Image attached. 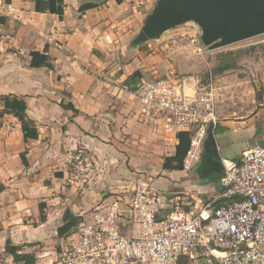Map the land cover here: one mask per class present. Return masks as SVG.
Here are the masks:
<instances>
[{
  "label": "crops",
  "instance_id": "crops-1",
  "mask_svg": "<svg viewBox=\"0 0 264 264\" xmlns=\"http://www.w3.org/2000/svg\"><path fill=\"white\" fill-rule=\"evenodd\" d=\"M132 1L64 0L59 20L36 13L35 0H0V96L22 98L37 133L25 141L14 116L0 118V264H24L8 249L32 264L53 260L75 225L64 235L60 229L76 224L107 192L126 197L138 181L166 196L161 217L175 205L186 208L221 194L220 173L209 196L192 180L195 164L189 170H162V159L174 155L182 131L137 115L129 78L155 68L139 70L141 56L132 45L152 5L146 14H134ZM86 3L96 7L80 13ZM33 52L47 56L51 69L30 67ZM211 132L221 163L237 161L244 150L264 146V107L241 120H218ZM228 143L235 144L230 153ZM79 149L89 152L94 164L83 192L68 185ZM179 264L192 263L184 257Z\"/></svg>",
  "mask_w": 264,
  "mask_h": 264
},
{
  "label": "built area",
  "instance_id": "built-area-1",
  "mask_svg": "<svg viewBox=\"0 0 264 264\" xmlns=\"http://www.w3.org/2000/svg\"><path fill=\"white\" fill-rule=\"evenodd\" d=\"M130 88L142 121L189 133L183 162L189 170L218 123L212 94L188 89L174 71L156 69ZM221 165V194L186 208L175 205L164 217L167 198L147 181L132 184L127 200L107 192L90 212L78 216L54 259L43 264H179L184 257L192 264H264V146ZM93 170L89 152L79 149L68 185L83 192ZM220 199L225 202L217 204Z\"/></svg>",
  "mask_w": 264,
  "mask_h": 264
},
{
  "label": "rangeland",
  "instance_id": "rangeland-1",
  "mask_svg": "<svg viewBox=\"0 0 264 264\" xmlns=\"http://www.w3.org/2000/svg\"><path fill=\"white\" fill-rule=\"evenodd\" d=\"M154 0H134V14H146ZM201 31L196 24L186 23L164 33L153 41L139 45L137 68L143 72L155 68L160 72L174 71L188 84V89L199 87L212 94L218 120H241L251 117L264 107V35L257 36L214 51H208L200 40ZM230 59L234 68L215 74L224 60ZM262 104V105H261ZM261 105V106H260ZM227 152L235 144L228 143ZM202 152V150H201ZM198 158L192 162L198 164ZM230 153V152H229ZM164 158L162 159L163 162ZM155 161V170L159 169ZM159 177L158 173L154 175ZM199 189L208 191L214 184L211 177L192 176ZM203 199V197L201 198Z\"/></svg>",
  "mask_w": 264,
  "mask_h": 264
},
{
  "label": "water",
  "instance_id": "water-1",
  "mask_svg": "<svg viewBox=\"0 0 264 264\" xmlns=\"http://www.w3.org/2000/svg\"><path fill=\"white\" fill-rule=\"evenodd\" d=\"M186 23L196 24L202 45L214 51L264 35V0H154L132 45L139 47L157 40ZM202 157L207 161L204 165L214 163L222 170L211 130L203 144Z\"/></svg>",
  "mask_w": 264,
  "mask_h": 264
},
{
  "label": "trees",
  "instance_id": "trees-1",
  "mask_svg": "<svg viewBox=\"0 0 264 264\" xmlns=\"http://www.w3.org/2000/svg\"><path fill=\"white\" fill-rule=\"evenodd\" d=\"M6 4L10 2V0H3ZM96 7L93 3H86L80 6L79 12L83 13L89 9ZM34 11L36 13L42 14H54L58 16L59 20H62L64 13V0H35ZM3 18H0V22H3ZM30 67L32 68H40V67H48L51 69V65L49 63V58L44 54H39L36 52L31 53V62ZM214 70L215 74H220L222 71L233 69V62L228 59L224 60L222 64L217 66ZM140 77V73L136 72L132 74L129 78L130 82H133L137 78ZM0 104L2 106V110L0 111V118L4 115H12L14 116L21 125V129L24 135V140L28 139H36L37 133L35 128L33 127L31 121L26 116V104L22 98H18L12 95L0 96ZM72 109L71 106H69ZM177 144L175 146V153L171 157H167L163 160L162 170L166 171H182L183 170V162L186 157V154L189 150V133L188 132H179L177 134ZM22 161L24 163V156L22 154ZM75 225V221L69 222L64 228L60 229L58 233L60 235H64L69 229H71ZM12 251V255L15 261H23L24 264H32L31 260L28 259L27 256L17 255L15 250Z\"/></svg>",
  "mask_w": 264,
  "mask_h": 264
},
{
  "label": "flooded vegetation",
  "instance_id": "flooded-vegetation-1",
  "mask_svg": "<svg viewBox=\"0 0 264 264\" xmlns=\"http://www.w3.org/2000/svg\"><path fill=\"white\" fill-rule=\"evenodd\" d=\"M206 162L201 155L199 163L193 167L194 174H197L199 177L207 176L214 179L222 170H220L219 165L214 163L204 165Z\"/></svg>",
  "mask_w": 264,
  "mask_h": 264
}]
</instances>
